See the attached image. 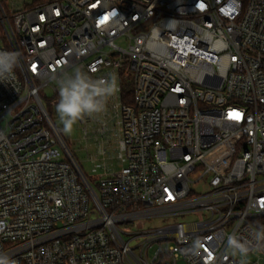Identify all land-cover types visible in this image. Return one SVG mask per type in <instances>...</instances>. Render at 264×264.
I'll use <instances>...</instances> for the list:
<instances>
[{"label": "built area", "instance_id": "1", "mask_svg": "<svg viewBox=\"0 0 264 264\" xmlns=\"http://www.w3.org/2000/svg\"><path fill=\"white\" fill-rule=\"evenodd\" d=\"M0 24V52L18 54L0 82V254L264 264V251L228 247L232 235L255 247L264 220V0H41L11 12L0 0ZM75 68L114 74L119 89L108 102L121 168H94L92 189L46 106L58 99L41 93L58 94L53 77ZM129 82L134 104L122 101ZM188 214L201 218L134 230Z\"/></svg>", "mask_w": 264, "mask_h": 264}, {"label": "clouds", "instance_id": "2", "mask_svg": "<svg viewBox=\"0 0 264 264\" xmlns=\"http://www.w3.org/2000/svg\"><path fill=\"white\" fill-rule=\"evenodd\" d=\"M18 64V54L0 52V82L11 78L13 70ZM58 88V101L55 111L59 118L62 132L71 135L75 125L86 117H93L104 113L108 101L118 92L116 77L93 79L82 68H75L71 72L61 71L54 76ZM255 247L250 242H241L235 235L228 237V247L233 255L247 257L250 251H264V229L253 234ZM198 247V245L196 246ZM0 264H15L8 256L0 254ZM244 264V261H241Z\"/></svg>", "mask_w": 264, "mask_h": 264}, {"label": "rangeland", "instance_id": "3", "mask_svg": "<svg viewBox=\"0 0 264 264\" xmlns=\"http://www.w3.org/2000/svg\"><path fill=\"white\" fill-rule=\"evenodd\" d=\"M39 1L40 0H2L8 12L22 10L28 5L39 3ZM54 86H57L56 83H54ZM41 93L52 100H57L59 98V95L55 94L54 89L51 88H47L46 91H41ZM46 106L62 134L61 137L63 136L64 142L74 155L87 178L92 182L93 186H97L96 180L92 177V175L95 174L93 172L94 168H97V175L121 168V163L118 158V137L116 136L119 125L117 114L110 102H108L107 109L104 113L93 117H86L83 121L78 122L70 136L62 132L59 118L55 111L56 104L51 105L50 102H47ZM105 123L107 132L102 134L100 129L105 127ZM197 190L201 191L202 188L198 187ZM198 218H201V214H188L182 217L172 216L154 218L147 221H137L134 223V230L162 227L172 223L191 221ZM125 239L128 238L125 237Z\"/></svg>", "mask_w": 264, "mask_h": 264}, {"label": "trees", "instance_id": "4", "mask_svg": "<svg viewBox=\"0 0 264 264\" xmlns=\"http://www.w3.org/2000/svg\"><path fill=\"white\" fill-rule=\"evenodd\" d=\"M0 37L4 39V28L1 24H0ZM122 101L124 104H134V89H133V84L131 82L123 84ZM259 228L261 230L264 229V220L259 224Z\"/></svg>", "mask_w": 264, "mask_h": 264}, {"label": "water", "instance_id": "5", "mask_svg": "<svg viewBox=\"0 0 264 264\" xmlns=\"http://www.w3.org/2000/svg\"><path fill=\"white\" fill-rule=\"evenodd\" d=\"M59 136H60V138H61V141H62V144H63L65 150L68 152V154H69L70 157L72 158L73 162L75 163V166H76V168H77V171H78V173H79L81 179L85 182V184L87 185V187H88L89 189H92V188H91V184H90V182H89L87 176L85 175L84 171L82 170V168H81V167L79 166V164L77 163V161H76L74 155L71 153V151H70L69 148L67 147L66 143L64 142V140H63V138L61 137L60 134H59Z\"/></svg>", "mask_w": 264, "mask_h": 264}, {"label": "crops", "instance_id": "6", "mask_svg": "<svg viewBox=\"0 0 264 264\" xmlns=\"http://www.w3.org/2000/svg\"><path fill=\"white\" fill-rule=\"evenodd\" d=\"M117 119H118L119 128H118V133H116V136L118 137V143H119V140H120V118L118 117V115H117Z\"/></svg>", "mask_w": 264, "mask_h": 264}, {"label": "snow or ice", "instance_id": "7", "mask_svg": "<svg viewBox=\"0 0 264 264\" xmlns=\"http://www.w3.org/2000/svg\"><path fill=\"white\" fill-rule=\"evenodd\" d=\"M234 118H239V114L238 113H233L232 114Z\"/></svg>", "mask_w": 264, "mask_h": 264}]
</instances>
